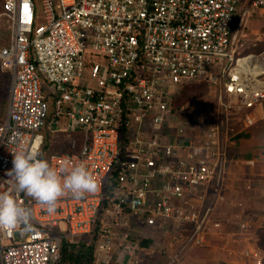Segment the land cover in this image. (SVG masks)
<instances>
[{
  "label": "built area",
  "instance_id": "built-area-1",
  "mask_svg": "<svg viewBox=\"0 0 264 264\" xmlns=\"http://www.w3.org/2000/svg\"><path fill=\"white\" fill-rule=\"evenodd\" d=\"M253 13L264 15V0H5L0 68L13 79L0 193L30 207L34 227L0 229V264H63V243L97 226L94 264H147L142 249L163 242L179 248L173 262L226 240L232 224L247 232L245 204L227 186L241 163L236 135L264 117V52L236 48ZM199 84L215 108L180 101ZM63 118L80 139L45 152V130ZM28 151L62 177L83 163L96 191L66 193L49 213L7 175L14 153ZM257 187L264 181L248 176L244 188ZM249 255L262 264L257 248Z\"/></svg>",
  "mask_w": 264,
  "mask_h": 264
},
{
  "label": "rangeland",
  "instance_id": "rangeland-1",
  "mask_svg": "<svg viewBox=\"0 0 264 264\" xmlns=\"http://www.w3.org/2000/svg\"><path fill=\"white\" fill-rule=\"evenodd\" d=\"M5 0H0V15L3 11V4ZM39 15L42 16L41 9L38 10ZM242 10H240L241 19ZM237 51L239 55L248 54H261L264 52V15L259 13H253L249 17H246L243 22V26L238 31L237 36ZM10 32L7 21L0 17V46H6L9 43ZM12 75L9 71L0 68V122L3 121L8 112L10 93L12 86ZM208 87V86H207ZM214 94L213 90L209 87L204 89H198L196 92H190L187 100H196L197 104L203 108L209 109L215 108V104L208 102L209 97ZM53 119V118H52ZM261 122V121H260ZM56 127V128H55ZM45 135H50L53 142L52 150L58 152H66L70 149V140L78 137V133L71 130L69 127V121L65 118L60 119L58 123H49V128L45 130ZM80 139V137H78ZM256 164L255 168H258ZM254 173L257 174L255 171ZM264 181V176L256 177ZM258 188V187H257ZM264 191V190H262ZM262 205L255 209V205L250 203V210L254 211L246 212L247 221H249L250 227L247 232H240L239 227L232 224L229 228L228 236L226 240H220L218 242L211 243L208 247L189 250L186 248L182 250L183 257L179 264H254L249 252L252 248H257L262 256V264H264V246L260 243V236L264 234V194L261 197ZM146 238L151 236L146 232ZM152 245V246H151ZM150 248H143L144 261L147 264H172L171 257L174 256V245L172 243L161 244L152 243ZM162 245L167 247V253L162 254L160 249ZM176 246V245H175ZM188 251V254L185 253ZM149 252L148 258L147 254ZM192 252V254H190ZM188 256V257H187ZM147 258V259H146ZM178 264V263H177Z\"/></svg>",
  "mask_w": 264,
  "mask_h": 264
},
{
  "label": "clouds",
  "instance_id": "clouds-1",
  "mask_svg": "<svg viewBox=\"0 0 264 264\" xmlns=\"http://www.w3.org/2000/svg\"><path fill=\"white\" fill-rule=\"evenodd\" d=\"M12 165L7 175L15 180L14 191L46 205L49 213L55 211L58 199L66 193L80 199L98 187L83 163L62 177L40 153L28 151L14 153ZM17 227L23 232L33 229L32 209L18 203L13 194L0 193V229Z\"/></svg>",
  "mask_w": 264,
  "mask_h": 264
},
{
  "label": "crops",
  "instance_id": "crops-1",
  "mask_svg": "<svg viewBox=\"0 0 264 264\" xmlns=\"http://www.w3.org/2000/svg\"><path fill=\"white\" fill-rule=\"evenodd\" d=\"M3 47V46H0ZM260 114V112H258ZM264 116V108L263 115ZM261 121V122H260ZM253 128L242 131L236 135L235 145L233 150L235 152V157L241 160V163L231 164L229 166L230 169V181L228 182L227 191L232 200L243 201L245 204V210L254 211L257 207H261L262 201L261 197H263L264 191L259 188H256L252 191H247L244 188V183L247 180V177L250 175H254L255 177L264 176V169L262 165H258L256 169V164L264 163V117L260 120ZM58 152V151H57ZM255 161V166H249L248 162ZM257 172L254 173V172ZM250 203L254 204L255 209L250 210ZM167 244L168 242H163ZM163 247L167 248L165 245ZM206 248V247H205ZM179 248L174 245V255L179 251ZM202 248H189V250H197ZM160 250V249H158ZM168 250V249H167ZM188 254V251L185 255ZM192 254V252L190 253ZM148 258L152 259V256H149V252L147 254ZM183 257V253L181 252V257L176 261L171 262L172 264H179ZM188 257V256H187ZM147 259V258H146ZM171 261V260H170Z\"/></svg>",
  "mask_w": 264,
  "mask_h": 264
},
{
  "label": "trees",
  "instance_id": "trees-1",
  "mask_svg": "<svg viewBox=\"0 0 264 264\" xmlns=\"http://www.w3.org/2000/svg\"><path fill=\"white\" fill-rule=\"evenodd\" d=\"M208 88L206 84L192 85L184 89V93L180 97V101L186 102L190 92H196L198 89ZM50 121V118H49ZM48 121V122H49ZM52 140L50 135L45 138L44 150L45 152L52 150ZM100 224V220L98 221ZM97 229L88 237H78L74 241H65L62 246V261L63 264H94L96 253V238ZM260 243L264 246V234L260 236Z\"/></svg>",
  "mask_w": 264,
  "mask_h": 264
}]
</instances>
